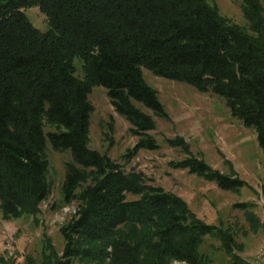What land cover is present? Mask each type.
<instances>
[{"label":"trees","instance_id":"16d2710c","mask_svg":"<svg viewBox=\"0 0 264 264\" xmlns=\"http://www.w3.org/2000/svg\"><path fill=\"white\" fill-rule=\"evenodd\" d=\"M263 1L243 0L248 25L241 26L207 0H0L1 209L9 218L39 210L52 193L51 150L70 155L62 190L66 201L79 202L62 227V254L53 251L45 264H212L200 251L208 235L233 252L229 231L204 222L143 171L90 146L89 94L104 86L130 121L138 141L127 161L159 148L155 120L143 108L167 116L145 70L224 97L232 114L256 129L264 151ZM33 6L47 16L46 31L25 13ZM168 141L191 154L174 166L224 190L247 185L192 155L183 137ZM249 220L258 226L253 213ZM229 264L251 263L234 255Z\"/></svg>","mask_w":264,"mask_h":264},{"label":"rangeland","instance_id":"374dc122","mask_svg":"<svg viewBox=\"0 0 264 264\" xmlns=\"http://www.w3.org/2000/svg\"><path fill=\"white\" fill-rule=\"evenodd\" d=\"M207 1L217 5L223 16L241 26L248 25L243 0ZM25 13L37 28L48 29L47 16L40 6L26 8ZM75 63L78 65V60ZM78 74L83 75L81 68ZM144 76L158 91L167 112V116L157 115L143 108L155 120L156 129L151 134L159 148L141 149L130 161L125 159L124 154L136 145L138 137L131 133L130 121L115 110L108 90L102 85L94 86L89 94L94 106L90 146L107 153L127 169L143 171L153 184L184 198L204 222L229 231L235 239L232 253L225 249L220 238L205 237L200 251L211 258L212 264H229L234 255L251 264H264V151L256 129L234 116L222 96L201 92L190 83L157 76L149 70L144 71ZM177 136L187 141L192 155L223 173H236L247 185L239 191L224 190L213 180L174 166L175 162L191 156L181 146L169 143L168 140ZM68 160V153L50 151L52 193L41 202L36 213L9 218L0 206V264H45L53 251L62 254L65 245L62 227L79 208L77 200L66 201L63 195ZM244 202L254 205L240 207ZM250 213L258 219L257 227L250 222ZM171 264L185 263L175 260Z\"/></svg>","mask_w":264,"mask_h":264}]
</instances>
